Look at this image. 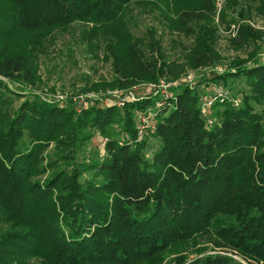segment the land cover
<instances>
[{"label": "trees", "instance_id": "16d2710c", "mask_svg": "<svg viewBox=\"0 0 264 264\" xmlns=\"http://www.w3.org/2000/svg\"><path fill=\"white\" fill-rule=\"evenodd\" d=\"M135 1L160 0H0V38L75 21L114 22ZM213 15L215 0H203L200 8L182 10L180 22H209ZM208 27L188 28L194 38L189 69L221 61ZM249 37L258 34L242 24L232 42ZM40 41L0 46V264H148L194 236L264 264L261 49L234 61V70L175 89L165 106L142 93L124 107L95 102L79 113L10 84L35 83ZM142 45L131 41L121 53L112 50L115 79L108 86L128 89L186 71L157 44L149 53ZM213 83L235 96L226 89V100L204 113L201 102ZM149 107L155 130L140 140L139 115ZM96 132L107 137L104 154L85 161L81 149ZM151 138L162 146L149 157ZM190 264L244 263L215 254Z\"/></svg>", "mask_w": 264, "mask_h": 264}, {"label": "rangeland", "instance_id": "374dc122", "mask_svg": "<svg viewBox=\"0 0 264 264\" xmlns=\"http://www.w3.org/2000/svg\"><path fill=\"white\" fill-rule=\"evenodd\" d=\"M202 2L203 0L135 1L127 4L114 22L75 21L60 28L37 33L17 32L10 37L0 38V46L11 41L19 45L31 44L35 37L41 39L38 78L35 83L10 84L24 95L53 100L65 107L78 109L80 113L83 111L81 107L90 106L95 102L104 106L119 107L129 103L125 101L124 105L118 104L130 88H111L108 85L115 79L112 50L121 53L131 41L143 43L142 48L146 53L153 48V44H157L169 62L185 65L186 71L179 77H163L159 80H178L191 75L195 83L193 86L211 73H224L229 70V66L234 70V61L247 60L260 49L259 57L264 60V0H215L213 20L180 22L182 10L200 8ZM242 24L249 25L254 33L258 34V38H240L237 43L232 42L238 37ZM203 25H208L205 29L213 34L214 47L221 61L197 70L189 69L186 62L187 49L194 43V38L188 28L199 30ZM148 83L150 82L141 84ZM240 85L244 86L245 83L241 82ZM217 86L230 91L222 83H213L208 86V90L213 92ZM202 88L205 90L207 86L202 85ZM230 93L234 95L233 92ZM241 100V96H238L235 102L239 104ZM20 103L21 100L16 98L15 108ZM95 134L96 137L81 149L80 158L85 161L100 160L104 154V142L107 137L98 132ZM161 146L160 140L151 138L149 157ZM48 152H52V145L45 154ZM49 172L40 179H45ZM34 209L44 212L45 207L35 206ZM1 213L0 211V215ZM7 220L12 219L8 216ZM215 254L229 255L249 264L247 259L236 252L217 248L205 237L199 236L174 246L162 259L158 258L148 264H179V260L180 264H190L204 255Z\"/></svg>", "mask_w": 264, "mask_h": 264}, {"label": "built area", "instance_id": "2783aa9c", "mask_svg": "<svg viewBox=\"0 0 264 264\" xmlns=\"http://www.w3.org/2000/svg\"><path fill=\"white\" fill-rule=\"evenodd\" d=\"M223 72V71H220ZM194 83L193 77L189 75L188 77H182L178 80H168L161 79L156 82H150L148 84H137L130 88L127 91V94L124 96V99L119 100V105H124L125 101H137L139 95L142 93H147L148 95L158 96L161 98L160 105H167L168 101L174 97V90L180 88L181 86H191ZM141 90V92H139ZM229 96V92L223 87H216V90L205 97H203L201 102V108L204 113H207L209 108H211L217 102L223 103L226 98ZM53 102V100H48ZM86 106L81 107V109ZM154 110L149 107L144 112L139 115V124H138V138L142 140L147 136L148 132L155 130L154 122ZM213 121L209 119L208 123L211 124Z\"/></svg>", "mask_w": 264, "mask_h": 264}]
</instances>
